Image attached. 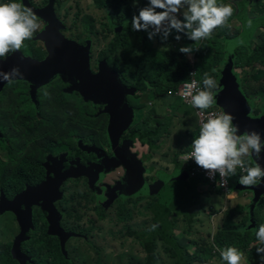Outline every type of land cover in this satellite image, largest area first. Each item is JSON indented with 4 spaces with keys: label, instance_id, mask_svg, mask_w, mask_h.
<instances>
[{
    "label": "rangeland",
    "instance_id": "374dc122",
    "mask_svg": "<svg viewBox=\"0 0 264 264\" xmlns=\"http://www.w3.org/2000/svg\"><path fill=\"white\" fill-rule=\"evenodd\" d=\"M148 2L149 0H130L129 5L131 6H124V10L127 8L128 12L138 15L139 10L146 7ZM218 3L231 4L233 8V18L231 22L226 24V26H229L231 32L230 38L233 40L237 39L241 41L240 36L233 37L241 34L245 38L244 30L248 29L250 31L253 28V24L245 25L244 18L264 21L262 11L264 9V0H218ZM43 5L44 0H29V7L32 6L33 8L31 9L40 17L38 20L41 22V30L34 33L32 40L25 41L24 46L27 45L25 48L27 54L33 53L34 57L44 60L45 57L48 58L51 56V43L55 39H57L60 45L71 42L81 46L83 51L87 53L88 68L92 75L98 73L97 65L99 62L101 66L98 76H102L104 73L115 75L110 67L114 68L117 74L124 76L125 82L129 83L125 90L129 96V98L127 97L126 105H135L137 103L140 106L141 103L144 104L142 108L138 109L135 118L131 122V124L133 123L136 126L137 121L142 119L141 128H131V131L134 129L136 131L138 130L136 136H140V140L134 139L135 142L132 151H153L155 153L159 150L158 147L162 142L159 145L154 144L153 147L143 143H148L147 137L156 136L159 131V134L163 138H167L166 131L172 126L180 128L184 124H188V129L192 131L195 129L197 131L196 135H199L196 117L197 108L192 105H183L177 96L171 97L164 92L158 93L155 91L148 94V92H143L140 87L135 85V80L132 75L134 68L143 51H148L153 45V39L148 38L147 31H133L131 28V20L128 23L126 19L121 20L124 12H116V15L112 18L117 26L116 30H114L109 25L108 6L106 3L95 5L92 0H56L54 3L55 15L62 26L60 27L61 29L57 30V27H53L54 25L48 19L44 18L45 14L42 11L36 10L42 8ZM157 11L161 10L157 9ZM44 24L48 26L42 30ZM122 30H125L126 34V36L124 35V40L117 39L118 32H122ZM217 30L218 28L214 32ZM263 34L264 22L254 31V38L251 40L253 46L262 40ZM176 35L177 33L172 36V41L169 44L173 46V50L177 54H184L179 49L182 46L193 45L195 42L185 40L184 34L181 33L179 34L181 35V39L176 40ZM160 43L164 44V41ZM195 46L199 47L200 42ZM195 53L196 50L192 52L191 57L186 54L184 55L188 57V60L190 59V65L192 66L189 69L190 77L192 78L191 73L193 72L194 78L198 81L196 78L197 69L192 65ZM214 65L216 67L219 66L220 69L223 68V64L219 61L215 62ZM227 67L224 71H220L219 69V73L215 78L218 81L219 91L216 93V103L211 109H220L221 106L223 107L220 103V98L228 92V90L223 89L226 86L223 78L226 79L227 83L233 82L232 76L234 75L230 74ZM101 69L104 70L101 71ZM258 69L264 70V67L255 65V68H237L236 71L234 70L237 73V77H234L235 86L247 100H250L249 103L252 107L251 117L259 114L260 119L264 110V78L253 81L246 77L247 73L252 75ZM106 70H109V72H105ZM219 77L220 79L218 80ZM189 81L183 82L182 85ZM198 82L203 88V83ZM231 84L234 86V83ZM26 87L28 88L26 89ZM111 88V82L109 84L106 83V91L101 95V100L105 99L108 101ZM234 90L239 92L236 89ZM256 90H259V96L248 98L246 93L252 95ZM32 92L31 86L25 80L18 81L14 79L8 82L7 86L0 93V101H3L0 110V123L3 122L10 126L9 129H12L7 137L2 136L0 138V184L2 179L10 176L13 169L20 165L24 159H32L42 163L48 155H56L59 148L65 150L64 143L67 144L68 151H71L69 156H74L75 154L81 155V152L84 150L83 147H91L93 144V136L87 131V118L91 113L100 112V109L102 110L103 108L102 104H99L101 101L97 103L93 102L94 97L88 95L92 90H87V88L78 86V84L71 87V84L61 82V77H58L51 85L39 88L35 94ZM45 92L48 95H45ZM66 92L74 96L68 97L65 100L61 97V93ZM33 99L37 101V105L33 103ZM171 105L181 109V111L187 115H191V117L185 115L180 116L179 119H167L166 117L168 115L173 114L169 110V106ZM148 106L149 109H146ZM140 111L141 113H139ZM255 111H258V113ZM173 115L177 117V114ZM37 116H41V120H37ZM155 117L166 119L165 121L157 123L154 121ZM116 120V117H114V122ZM260 121L264 122V119H260ZM142 136H144L143 139ZM89 137H92V140ZM179 142L182 143L181 139H179ZM173 163L178 167H182L177 157L173 159ZM148 166L150 167L149 164ZM150 170V175L148 176L149 173L146 174L148 180L146 182L149 185L160 182L161 176L158 175L159 173L153 172L155 166H152ZM122 174L123 170L118 169L109 175L107 183L113 187L119 182L118 178ZM139 174V171L136 170L135 181H138ZM238 177L239 172L237 171V174L230 177L229 180ZM77 187L78 189L74 190V184L70 183L59 196L58 207H60L62 221L69 232L75 234V237L65 247L64 243L66 239L63 241L64 256L74 264H144L147 254L141 243L132 234L148 228L152 223L153 216L150 207L154 204V198L143 199L140 203H134L136 201L134 198H139L138 196L127 195L117 199L118 196L114 195V200L111 202H107L108 199L105 201V198H100L97 203L99 209L95 206L94 195L88 192L86 184L85 186L80 184ZM208 188L209 190H214L211 187ZM82 194L84 195L82 196ZM131 197L134 198L131 199ZM259 204L260 202L257 204V208ZM251 205L252 203L249 205L250 208ZM103 206L106 211L101 210ZM216 212L218 211H214V214ZM224 212L219 211L218 213L224 214L225 222L223 226L229 225L228 227L231 228L235 226L237 230H241L239 231L241 234L244 230H258V225H255L254 216L252 221L250 212L249 216H247V222L244 221L246 215H238L240 213V207H235L232 210H226ZM229 215L231 220L228 219ZM260 216H264V202ZM171 221L174 224L175 236L178 235L180 245L191 256V260L195 257V253L200 247V244L204 242V240L197 239L204 236L203 239L210 241V239L205 237L209 236L210 232L215 233L218 228V223L210 229H200L204 227L202 221H197L196 225H193V221L181 225V221H179L180 224L176 218ZM10 223V220L6 223H2L0 220V240L7 245L14 240L12 229L8 227ZM244 226H246V229L242 230ZM211 241L213 242V238H211ZM257 245H260V242L253 241L250 249H253ZM239 250L244 254L242 264H253L249 261L248 252L240 248ZM156 251L158 252L157 264H180L177 258L171 254L172 249L163 241H157ZM214 254V259L210 260L208 264H226L222 260L220 253H215L214 251ZM190 263L193 264V262Z\"/></svg>",
    "mask_w": 264,
    "mask_h": 264
},
{
    "label": "trees",
    "instance_id": "16d2710c",
    "mask_svg": "<svg viewBox=\"0 0 264 264\" xmlns=\"http://www.w3.org/2000/svg\"><path fill=\"white\" fill-rule=\"evenodd\" d=\"M92 1L95 5H102L104 2L106 3L108 6L109 25L112 26L114 30H116L117 26L112 18L116 15V12H124L121 16V20L126 19L128 22L134 15V13L128 12L127 8L124 10V6H131L129 5L130 0ZM4 2H8V0H0V3ZM13 2L21 3L28 8H33L32 6L29 7V0H13ZM55 2L56 0H44V5L42 7V12L45 14L44 18L48 19L52 25L58 24V19L53 14ZM262 11L264 15V9H262ZM233 15L228 19L227 23L231 22ZM37 17L40 18L39 16ZM263 22L264 21H260L259 19L249 20L244 18L245 25L253 24V28L250 31L248 29L244 30L246 35L245 38H243L241 34L233 37L240 36L241 41L230 38L231 32L229 26L226 25L218 27V30L213 32L209 38L200 41L199 50H196L193 64L197 69L196 78L198 81H203L205 72H208L209 75L214 78L217 77L220 69L219 66L216 67L214 65L217 61L223 64V68L220 69V71H224L226 66H228L227 68L229 69L230 74L236 77L237 73L235 71L237 68H255V65L264 67V34L262 40L255 44V46H253V43L251 42L254 38L255 29ZM175 33V30H173L167 39H163L160 34L156 35V40L159 44L164 45V47L151 48L146 52L143 51L142 55L139 57L132 75L135 80V85L140 87L143 92H148L149 94L152 91H155L158 93L167 92L176 94L182 83L191 79L189 69L192 66L190 65V59L188 60V57L184 54H177V52L173 50V46L169 44ZM124 35L126 36L125 30L118 32L117 39L120 38V40H124ZM184 37L185 40H189L185 35ZM163 41L164 44L160 43ZM68 43L76 48L81 47L71 42ZM26 46L16 52L27 54V51L25 50ZM213 69L216 71H213ZM245 72L247 73V71ZM246 77L250 80L258 81V79L264 78V70L258 69L252 75L247 73ZM219 79L220 77L218 80ZM246 95L248 98L259 96V90H256L252 95H249L248 93H246ZM255 112L258 113V111ZM143 138L144 136H142V139ZM246 163L247 166H255L251 161ZM177 173V178L169 177L168 175L161 178L160 181L163 182L162 188L159 195L155 197V200L153 201L154 204L150 207L153 216L152 223L148 228L139 232L136 231L132 234L134 238L141 243L147 254L144 264H157L156 259L158 252L156 251V248L158 240L163 241L170 249H172L171 254L177 258L180 264L190 263L184 258V254L187 252L184 250V247L180 245L179 237L175 236L174 224L172 223L171 218L183 214L188 219V222H191V216L189 215V212L186 211L190 204L195 200H198L199 195L195 192L196 179L190 180L188 183L183 180L185 179L184 176H188V169L179 166ZM41 177L42 175L38 171L32 173L31 165L29 163H24L14 177V182L11 186L9 187V183H7V186L3 187L1 192L3 191L2 194L7 198H14L18 193L25 192L28 187L37 183ZM27 185L28 187L26 188ZM263 202V199H261L258 208L256 207L257 209L255 208L254 210V221L255 225H258V227L259 225L264 224V216H260ZM247 216H249V214H246L244 219L245 222H247ZM228 219L231 220L230 215ZM30 225H34L35 228L29 232L26 240L22 242L23 244L21 243L22 246L20 245L21 252L27 257L26 264H74L64 256L58 239H49V242H47L50 245L49 249L46 250L42 247L41 240L45 235V231L44 228L40 226L39 221L36 219L30 220ZM153 225H156L157 227L153 229ZM228 226L229 225L223 226L218 232H216L213 237V243H209L211 240H206L207 242L204 240L196 251L193 261L210 262L209 260L215 256L214 251L216 248L225 249L229 246H234L237 249L240 248L248 252L250 263L260 264V256L256 251V248L260 245L250 249L252 242L255 240L258 241L255 236L256 229L255 231L244 230L246 229V226H244L242 227L244 232L241 234L239 233L241 230H237L235 226L233 228ZM217 253L219 252L217 251ZM0 264H21V262L15 259L12 254V244H4L1 240Z\"/></svg>",
    "mask_w": 264,
    "mask_h": 264
},
{
    "label": "flooded vegetation",
    "instance_id": "af4514ba",
    "mask_svg": "<svg viewBox=\"0 0 264 264\" xmlns=\"http://www.w3.org/2000/svg\"><path fill=\"white\" fill-rule=\"evenodd\" d=\"M42 9L43 8H39L36 10L43 11ZM53 14L56 17L55 6ZM57 25L59 26V24H55L53 27H57L58 30ZM47 26V24H44L42 30L44 28H47ZM60 46L61 49L59 50V52L61 55H59V57L61 58V61L52 62L51 65L48 66V69L44 68V70H46L45 72L38 65H22L21 60L19 59V57L15 58L14 53L12 55L10 54L6 60L0 61L1 64L3 62H9L8 64L1 65L0 70L7 72L14 66H18L23 75L22 78H18L17 80H25L31 86L33 94H35V92L39 88L51 85L58 77H61V82L71 84V87L78 84V86H83L87 88V90H92V92L88 93V95L94 97L93 102L97 103L98 101H101V103L99 104H102L103 109H100V112L91 113L89 116L90 118H87V131L93 136V144L91 147H83L84 150L81 152V155L75 154L74 156H69L71 151H68V146L64 143L65 150L59 148V150L56 152V155H48L46 157V160L42 163H39L32 159H24L20 163V165L13 169L10 176L4 177L2 179L0 184V204H2L1 202H6L7 210L3 213H0V220L2 221V223L9 222V220L11 222L8 227L12 229V235L14 237V240L9 243L12 244V249L16 242L15 239L21 236L23 232H25L24 237H28L29 232H31L33 228H35L34 225H30L27 223V220L31 217V220L36 219L37 221H39L40 226L44 228L45 235L41 240L42 247L46 250L49 249L50 245L47 242H49V239L54 238L58 239L63 251L62 239L64 237V239H66L64 243L65 247L67 243L73 237H75V234L73 232H69V230L63 223L59 210L60 207H58V203L60 200L59 196L64 188L66 189V187H68V185L72 183L74 184V190H77L78 185L81 184L85 186L86 184L88 192L94 195L95 206L99 208L97 203L99 202L100 198H105L106 201L110 197L111 191L115 190L110 189L112 186L107 183L109 175L113 174L118 169H122L123 174L118 178V181L121 182L123 181V178L125 177L127 171L125 166H120L114 171L105 173L101 176L98 174L97 168L100 166H103V168H108L109 162L115 155V158H118L121 163L127 164L131 167L132 173L130 175V180L135 183V171L138 168L137 160L143 163V161L139 159L138 152L136 150L132 151L135 142L134 139L140 140V136H136L138 134V130L136 131V129H134L133 131H131V128L142 127V119H139L137 121L136 126H134L133 123L131 124V122L135 118L138 109L142 108L144 104L141 103L140 106L137 103L135 105H126V100L127 97L129 98V96L125 90L126 86H128L127 84L129 83H126L124 76L117 74L114 71V68L110 67L115 75L111 73H104V75L98 76L101 66V64H99L98 62V73L92 75L89 68L87 69V67L84 66L87 59V53L83 51L81 47H73L68 42L61 44ZM68 49L73 50V52H68ZM51 53L52 55L48 58L45 57L44 60H40L34 57L33 53H28L26 54V56H24L25 53H22L20 55L23 58H28L34 63H38L39 65H41L40 63H45L46 60L50 59L52 56L54 57V59H58L57 53ZM56 68H65L66 70L62 72L60 76L56 74V76H54L50 80V82H44V80L46 79V72L48 73L50 71H54V69ZM103 70L104 69H101V71ZM105 72H109V70H106ZM0 82H3V80H0ZM109 82H111L112 85L110 97L108 101H106L105 99L101 100V95L106 91V83L109 84ZM7 83L8 82L5 81L2 88L0 89V93L7 86ZM27 88L28 87H26V89ZM72 96L74 95L69 92L61 93V97L65 100L68 97ZM33 103L37 105V101L35 99H33ZM2 104L3 101H0V110L2 108ZM146 109H149V106ZM139 113H141V111ZM114 117H116L117 119L116 122H114ZM36 119L41 120V116H37ZM9 128V125L4 124L3 122L0 123V138L2 136L7 137L9 135V133L12 131V129ZM124 128L125 130L123 131ZM89 138L92 140V137ZM126 150L128 151L129 155L126 153ZM179 162L184 168L182 162L180 160ZM24 163H29L31 165L32 173L38 171L42 175L41 179L37 183L30 187H28L27 185L26 188H28L25 189H44V192L39 199L29 197L26 198L20 205L10 204L11 202H13L15 197L21 193L15 195L14 198H7L2 194L3 191L1 192V189L7 186V183H9V187L11 186V184L14 182V177ZM145 172L149 173L148 176L150 175V171H147L144 168V173ZM79 173L86 175L73 176L74 174ZM151 174L153 175L152 172ZM186 177L188 176H184V178ZM145 179L148 182L147 177ZM75 181L77 186L75 185ZM117 183L113 186L114 188ZM124 185H126V182H122L121 185H119L117 188L124 189V187L126 188V186ZM56 190H59V192L56 193ZM83 195L84 194H82V196ZM113 195H117V199L127 196L126 194L121 195L120 190H116ZM138 197L139 198L131 197V199L134 198L136 200L134 203H140L143 199L154 198L155 200L156 196ZM262 199H264V197ZM101 210L106 211L104 209V206L103 208H101ZM56 222H58V224Z\"/></svg>",
    "mask_w": 264,
    "mask_h": 264
},
{
    "label": "clouds",
    "instance_id": "9594fccd",
    "mask_svg": "<svg viewBox=\"0 0 264 264\" xmlns=\"http://www.w3.org/2000/svg\"><path fill=\"white\" fill-rule=\"evenodd\" d=\"M232 15L231 4L218 3V0H149L138 15H133L131 28L133 31H147L149 39L157 34L167 39L175 30V39L180 40L179 34L183 33L195 43L182 46L179 51L191 57L194 50H199L195 45L209 38L218 27L225 26ZM40 30L41 22L31 8L13 0L0 3V61L21 50L25 41L32 40L34 33ZM22 75L18 66L7 72L0 70V80L7 82L22 78ZM202 83L203 88L195 94L193 90L197 88V82L187 84L185 98L190 97L193 107L206 110L216 103L218 81L205 72ZM177 93L180 102L189 106L181 101ZM44 94L48 95L47 92ZM234 119L231 113H210L206 121L201 122L199 135L192 141L188 159L194 158L198 166L207 170L209 178L214 179L216 173H219L222 185H226L228 178L237 174L238 168L246 171V174L239 177V184L258 185L264 181V168L258 164L246 166L244 158L251 155L261 158L264 138L256 130H246L241 134L239 126L233 123ZM155 227L152 226L153 229ZM256 237L260 242L256 251L260 256V264H264V224L259 225ZM218 250L226 264H242L244 261V254L234 246Z\"/></svg>",
    "mask_w": 264,
    "mask_h": 264
},
{
    "label": "crops",
    "instance_id": "0c3cea01",
    "mask_svg": "<svg viewBox=\"0 0 264 264\" xmlns=\"http://www.w3.org/2000/svg\"><path fill=\"white\" fill-rule=\"evenodd\" d=\"M153 47L163 48L164 45L159 44L156 38H153V45L151 48L153 49ZM164 93L168 94L171 97H176V94L167 93V92H164ZM169 110L173 114H177V117L171 114L166 117L167 119L168 118L179 119L180 116H185V115L188 117H191V115L185 114L183 111H181V109L175 108L174 105L169 106ZM250 116H251V113H250ZM261 116L262 117L260 119H264V115L261 114ZM166 118L155 117L154 121L157 123H160V121H165ZM251 118L253 119V121H255L258 124L264 123L260 121L259 114H256V116L253 115V117ZM187 126L188 124H184L180 128L176 126L170 127L166 131L167 138H163L161 134H159L160 133L159 131L158 135L147 137L148 143H143V141L141 140L143 144H147L150 147H153L154 144L159 145L162 142V144L158 147L159 150H157L155 153L153 151H149V152L148 151L146 152L137 151L139 155V159L143 161V167L147 171H151L150 170L151 167L155 166V170H153V172L157 174L159 173L158 175L161 176V178L165 175H168L169 177L177 178V175H178L177 171L179 167L173 163V159L176 157L177 159H179V156L182 153L186 152L189 149H192L191 147L192 141L194 138L198 136L196 135L197 131L195 129L192 131L191 129H188ZM179 139H181L182 143L179 142ZM160 151L161 153H159ZM147 153H154V154H147ZM148 157H150V159H148ZM244 159L246 162L251 161L250 156L245 157ZM148 164L150 165V167L148 166ZM144 177L145 178L147 177L146 174ZM183 180L187 181L188 183V181H190L191 179H187L186 177ZM175 181H178V180H175ZM230 183H231L230 192L227 195H225L220 190H211V189L209 190V188L206 186V183L203 182L201 179L196 180V185H195L196 191L195 192H197V194L199 195V198L198 200H195L192 204L189 205L186 212H189V215L191 216V221L194 222L193 225H196L197 221H202L204 223V227L200 229H205V228L210 229L213 226H215L216 223H218V228L215 231V233L207 231V232H210L209 233L210 235L205 238H208L211 240V238L214 237L216 232H218V230L224 225V222H225L224 214H218L219 211L224 212L226 210L228 211L232 210L235 207L236 208L240 207V213L238 215H246V214H249L250 212L249 205L251 204V201L254 198L253 191L249 190V191H244L243 193L239 191V188L237 190V187L239 186V182L231 180ZM214 211H218V212L214 214ZM173 218H176L178 222L181 221L182 224L179 222L181 225H183V223H188V219L183 214H181L180 216H174L171 218V220ZM203 237L204 236H202L200 239L205 240L203 239ZM209 243H213V242L210 241ZM217 251L220 253V251L216 248L215 253H217ZM184 258L188 260L189 262H193V264H208L209 263V262H195L193 261V259L191 260V256H189L188 253L184 254ZM212 259H214V257Z\"/></svg>",
    "mask_w": 264,
    "mask_h": 264
},
{
    "label": "water",
    "instance_id": "95a60500",
    "mask_svg": "<svg viewBox=\"0 0 264 264\" xmlns=\"http://www.w3.org/2000/svg\"><path fill=\"white\" fill-rule=\"evenodd\" d=\"M58 29H60L61 24L58 21ZM52 46V52L57 53L58 54V59H54V57L52 56L50 59L46 60L45 63H40L41 65H39L38 63H34L33 61H31L28 58H23L20 53L16 52L14 53L15 58L19 57V59L21 60L22 65L28 64V65H38L39 67H41L43 70L44 68L48 69V66L51 65L52 62H56V61H61V58L59 57L60 52L59 50L61 49L60 44H58L57 39L54 40V42L51 43ZM66 46V45H64ZM68 47V46H67ZM68 52H73V50L68 49ZM52 55V53H51ZM9 62H3L1 64L0 62V66L3 64H8ZM85 67H87L88 69V60L86 59L85 61ZM25 68V67H24ZM26 69V68H25ZM66 69L65 68H56L54 69V71H50V72H46V79L44 80V82L48 83L54 76H56V74L60 75L62 74V72H64ZM46 70H44L45 72ZM65 77V76H64ZM233 77V82L234 86L231 83H227L226 79L223 78V81L225 83L226 86L223 87L224 90H228L227 93H225L223 95L222 98H220V103L221 105H223V107L221 106V108L223 109L224 112L227 113H231L235 119L233 121L234 124H237L239 126V132L242 134L243 132H245L246 130H256L257 132H260L262 134V138H264V123L263 124H258L255 121H253V119L250 116L251 113V105L249 103V101L241 94V92L238 90V88L235 86V77ZM93 79V78H92ZM95 79V78H94ZM5 83V81L0 82V89L2 88L3 84ZM234 89L238 90L239 92H236ZM125 130V128L123 129V131ZM126 153L128 154V151L126 150ZM129 155V154H128ZM251 162L256 166L257 164L259 166H261L262 168H264V152H262L261 154V158H256L255 155H251L250 156ZM138 168L137 170L139 171V179L138 181H135V183L133 181L130 180V175L132 173V169L129 165L121 163V161L118 158L114 157L112 158V160L109 162V166L108 168H103V166H100L97 168L98 170V174L99 175H104L105 173H110L112 171H114L115 169L119 168L120 166H125L126 167V175L123 178V181L118 182L117 185L114 187H111L110 189H115L111 191V195L108 198L107 202H111L114 200V195L113 193L116 192V190H120L121 191V195L126 194L128 196H149V197H154V196H158L159 192L162 188L163 182H157L153 185H149L146 180L144 179L145 177H143V174H147V172L144 173V168H143V164L141 161H138ZM81 175H86V174H74L73 176H81ZM122 182H126V188L124 187V189H118L117 187L119 185H121ZM239 188V191L244 192V191H253L254 193V198L252 199L251 203V208H250V215H251V219L253 221V216H254V210L257 206V204L260 202V200L264 197V181H262V183L258 184V185H253V186H243V185H239L237 187V189ZM44 192V189H33V190H26L25 192L17 195L15 197V199L13 200V202H11L10 204H14V205H20L21 203L24 202V200L26 198L32 197V198H36L39 199L41 198L42 194ZM59 190H56V193H58ZM2 204H0V213H3L7 210V204L6 202H1ZM29 207V206H27ZM30 220L31 217L27 220V223L30 224ZM22 223V221H21ZM58 224V222H56ZM27 232V229H26ZM51 233V232H50ZM25 232L22 233L21 236H19L16 239V242L13 246L12 249V254L14 256L15 259H17L18 261L21 262V264H26L27 262V257L21 252L20 250V245L21 243L26 240V237H24ZM65 238V237H64ZM62 239L63 241L65 239Z\"/></svg>",
    "mask_w": 264,
    "mask_h": 264
},
{
    "label": "built area",
    "instance_id": "2783aa9c",
    "mask_svg": "<svg viewBox=\"0 0 264 264\" xmlns=\"http://www.w3.org/2000/svg\"><path fill=\"white\" fill-rule=\"evenodd\" d=\"M194 64V62H193ZM192 64V65H193ZM191 80L187 83H184L177 95L178 97L181 99V101L186 104V105H192L190 103V97L189 98H185V93L187 92V88L186 85L191 83L192 81H196L197 82V88L193 90V94L196 93V91L201 90L202 87L199 85V82L194 78V73H191ZM220 112H224L222 108H217V109H206V110H199L196 109V116H197V127L200 131V125L202 121H206V119L208 118V115L210 113H220ZM192 149L187 150L186 152L182 153L179 157V160L182 162L184 168L188 169V179L191 180H195V179H201L203 182H205L207 184L208 187H211L214 190H220L222 193H224L225 195H227L230 192V188H231V180L237 181L239 180V177L241 175L246 174V171L243 169H237V171L239 172V177L238 178H233L231 180L227 181L226 185H222L221 184V178L219 176V173H216L215 178H209L208 172L207 170L203 169L202 167L198 166L197 163L195 162L194 158H190L188 159V157L191 154ZM191 167H190V166ZM247 166V165H246ZM240 185V184H239Z\"/></svg>",
    "mask_w": 264,
    "mask_h": 264
}]
</instances>
